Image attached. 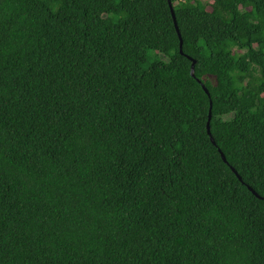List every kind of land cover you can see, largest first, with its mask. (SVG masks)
Returning <instances> with one entry per match:
<instances>
[{
    "label": "trees",
    "instance_id": "1",
    "mask_svg": "<svg viewBox=\"0 0 264 264\" xmlns=\"http://www.w3.org/2000/svg\"><path fill=\"white\" fill-rule=\"evenodd\" d=\"M171 3L0 0V264H264V0Z\"/></svg>",
    "mask_w": 264,
    "mask_h": 264
},
{
    "label": "water",
    "instance_id": "2",
    "mask_svg": "<svg viewBox=\"0 0 264 264\" xmlns=\"http://www.w3.org/2000/svg\"><path fill=\"white\" fill-rule=\"evenodd\" d=\"M168 4H169L170 11H171V14H172V17H173V20H174V25H175V28H176V31H177L178 37H179V39H180V53L182 54V49H181V48H182V40H181V36H180L179 30H178V27H177V22H176V18H175V14H174V9H173V5H172V3H171V0H168ZM191 76L194 78V62H193V64H192V66H191ZM198 82H199V84L201 85L203 91L207 94L208 97H210V96H209V91L206 89V87L203 85V83H202L201 81H198ZM210 121H211V104H210V112H209L208 123H207V133H208V135H209V138H210L211 142L215 145V142H214V140H213V138H212V136H211V133H210V127H209V125H210ZM218 153L220 154L222 161H223L226 165H228V163H227V161H226V158H225L224 154H222V152H221L220 150H218ZM230 169H231L232 172L237 176L238 180H239L240 182H242V179H241V177L237 174V172H236L233 168H231V167H230ZM247 189H248V190H249V191H250V192H251L256 198H258V199H262V198H261V197H260L255 191L252 190V188H250V187L247 186Z\"/></svg>",
    "mask_w": 264,
    "mask_h": 264
},
{
    "label": "rangeland",
    "instance_id": "3",
    "mask_svg": "<svg viewBox=\"0 0 264 264\" xmlns=\"http://www.w3.org/2000/svg\"><path fill=\"white\" fill-rule=\"evenodd\" d=\"M203 4H206L207 2H208V0H200ZM209 10V9H208ZM162 59H164L165 60V58L163 57ZM226 120H229V119H231V117H226L225 118Z\"/></svg>",
    "mask_w": 264,
    "mask_h": 264
}]
</instances>
